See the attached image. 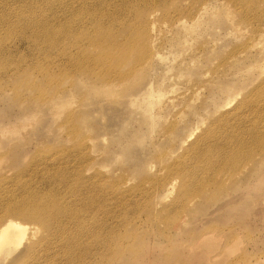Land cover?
Wrapping results in <instances>:
<instances>
[{
  "label": "rangeland",
  "instance_id": "obj_1",
  "mask_svg": "<svg viewBox=\"0 0 264 264\" xmlns=\"http://www.w3.org/2000/svg\"><path fill=\"white\" fill-rule=\"evenodd\" d=\"M101 30L104 48L91 42ZM139 57L109 95L104 83ZM152 86L164 93L155 117L131 103ZM254 133L264 136V0H0V225L11 215L41 227L7 206L25 186L59 190L82 207V221L64 218L69 234L73 221L97 222L109 254L134 246L110 264H264V140ZM206 148L210 170L196 153ZM214 178L226 181L220 192L192 197Z\"/></svg>",
  "mask_w": 264,
  "mask_h": 264
},
{
  "label": "bare ground",
  "instance_id": "obj_2",
  "mask_svg": "<svg viewBox=\"0 0 264 264\" xmlns=\"http://www.w3.org/2000/svg\"><path fill=\"white\" fill-rule=\"evenodd\" d=\"M176 21H178L179 24H181V25H186V19H183V17H181V18L179 17ZM64 27H66L67 29L69 28L68 24H66ZM100 27L102 28L101 25L97 26V28H100ZM102 30L98 33L99 35L95 36V38H93V36H91L92 37L91 42L95 46L99 45L102 48H104V41H100L102 39H99L100 37L105 35V33L100 35V33H102ZM131 47H132V42L129 44V46H127V47L122 46L120 48V50L122 52L120 58L123 60V64H125V65H126V62L128 61L127 56L131 54V52H130ZM152 57H153V53H150L148 59H146L145 62L143 61L144 64L147 63V61H149L150 58H152ZM97 58H98L97 63H100L103 60V55L101 56V54H100V56H97ZM141 59L142 58H140L137 61L138 64H136L132 67L129 66L130 72L127 75L119 76V79H117V80L111 79V81L104 83L105 87H107V89H109V92H110L109 95L116 92L117 90L118 91L122 90L125 87L124 84L128 80V78L130 77V74L133 75V73L138 69V66L141 64V63H139V62H141ZM79 62L80 61L75 60V65L78 68L80 65H82L81 67H84V66L89 67V64L84 65V62H82L81 64H79ZM139 68H140V66H139ZM137 72H138V70H137ZM136 74L137 73H135V75ZM132 78H133V76L131 77V79ZM131 79L129 81L133 80V79L132 80ZM152 88H153V86L147 87L142 93L138 94L136 97H133L131 99V103H135V102H137V100L141 99V105L143 106V108L146 111H148L152 117H155V115L153 114V109L159 103L161 97L164 96V93L161 90L155 91ZM112 95H114V94H112ZM212 136H213V134L211 133L210 138ZM254 137H258L257 140H260V139H262V141L264 140V136L260 135L258 133H254L253 138ZM245 144H246V139L244 137L242 139L236 140V147L237 148H239V147L241 148ZM212 150L213 149L209 150L207 148L203 149V150L196 149V153L199 154V156H201L204 153L206 154V155H202L201 158L204 159V161H202V162L208 166L209 170L211 169L210 167H212V165H213V160H212L213 151ZM242 151L243 150L239 151L238 153H233L232 156L228 160H230L232 158V160L234 162H237L239 159L242 158L241 157ZM254 164H255V166H258V165L261 166L262 165L260 162H255ZM261 167H264V166H261ZM172 171L174 172L175 168H170L169 172H172ZM179 171L181 174L185 175V172L182 168H180ZM242 171H243V169H242ZM235 174H237V173H235ZM231 175H233V173ZM185 176H187V178H188L187 180H189V183H191L193 181L191 179V177L188 176V174H186ZM208 180L209 179L200 181V183L202 185L200 186V188H196V190H195L196 192L192 197L201 195L203 192V188L209 187V186L210 187L218 186V190H217V192H218L219 187L221 189V186L222 185L225 186L224 184L226 182V181L224 182V180H218L217 178L211 179L209 181ZM77 185H79V184H76V183L71 184L70 183L71 191L73 194L76 195L78 202H79V200L81 201V203L85 202L83 200L84 197L81 196V195H83L82 193H84V192L81 191V189H77ZM95 186H96V184H95ZM97 186L100 187V185H97ZM25 187L26 188H25L24 194H22L19 197H13L11 203L7 206V211L10 214H20L24 218H28V219L30 217H34L42 225H40L38 222L37 223L41 227H39L38 225H34V224H28L22 220L11 217V215L6 217L7 219L0 225V264H35V262L31 259L32 253L37 255L38 258L41 257V260L38 264H61L63 258H60L59 257L60 255L62 257L64 256L65 257L64 259L67 258L65 260V262L67 264H110L109 260L112 258L111 253H112V255L114 254L113 258H112L113 260H115L114 256H116L117 254L118 255H120L121 253L125 254L124 252L126 249H124L123 246H119L118 249L117 248L113 249L111 251V253L109 254V229H107L105 231L107 233H104L102 235L103 237L105 235H107V237L101 238V237H99L100 235L98 234L100 232L101 228H99V226L98 227L95 226V225H97L96 224L97 222H94L91 225L79 223V222L76 223L75 221H82L83 220L82 216H80L81 212H80V214H78V212L80 211V209L82 207L79 206V207H77L78 209H76V210L71 209V208H73V206H71L69 204L70 201H69V203H66V202H68V200L65 199V198H67V196L64 193H61L62 191L59 193V190L58 191L52 190V192L49 191L48 193H45V192H41V191H32V190H30L31 189L30 187H27V186H25ZM100 189H96V190L100 191ZM74 191H77V193ZM99 193L96 195L99 196ZM106 193L107 192H105V194ZM60 195H61V197L64 198V200H61ZM85 195H87V194H85ZM106 195H104V196L106 197L105 203L107 204V201H108L107 196H109V195H107V196ZM87 196H89V195H87ZM94 196H95V194H94ZM213 196H216V195L214 194ZM213 196H212V199H213ZM82 197H83V199H82ZM185 197L188 198L189 194L185 193ZM190 198H188V201L190 200ZM0 199H7V198L1 197ZM90 199H91L90 201L88 199H87V201H89V203L90 202L93 203L94 199L92 197ZM96 200L101 201V199H96ZM61 201H63V204ZM102 203H104V202H102ZM104 205L105 204H102V206H104ZM98 206L101 207V205H98ZM62 207H64L66 210L64 211ZM89 207L85 208L86 213H88L87 208H89ZM4 208H5V205H4ZM92 208H93V206H92ZM92 208H89V209H92ZM99 209L100 208H98V210ZM93 210L94 209L89 210V213L94 212ZM98 210L96 212H98ZM81 211H82V209H81ZM152 213H153V211H152ZM67 214L75 217V221H73V223L77 225V227L70 234H69L70 227H71L70 224L72 222L70 219L67 220L68 222L64 220V218L69 217ZM87 215L88 214H86V216ZM93 217H94V215H93ZM172 217H173V219L171 220V215L169 216V218H170L169 220H171L170 225L176 229L181 228L182 226H179V224L181 222L174 219V216H172ZM165 218H166V216H165ZM163 219H164V217H163ZM169 220H167L168 223H169ZM72 227H73V225H72ZM133 233H134L133 231L130 234L128 232V234L131 236H133L132 235ZM123 234L126 235L127 233H123ZM125 235H123V236H125ZM129 235H128V237H129ZM36 236H37V239L39 241L34 242V239ZM131 236H130V238H131ZM57 238L59 241L61 240V242H58V244H56ZM120 238H122L121 235H120ZM130 248L131 247L128 248L129 251L130 250L132 251L134 249V248L133 249L132 248L130 249ZM44 249L46 250L47 254H44L45 253ZM137 250H138V248H137ZM137 250H136V252H135V250L133 252H135V254H137L138 253ZM92 254H94L93 257H92ZM40 255H43V256H40ZM55 255H56V257H55ZM109 255L111 257H109ZM120 256H119V258H121ZM98 257H100L99 260H98ZM113 262H115V261H113Z\"/></svg>",
  "mask_w": 264,
  "mask_h": 264
}]
</instances>
